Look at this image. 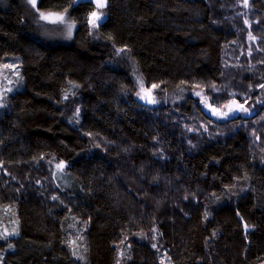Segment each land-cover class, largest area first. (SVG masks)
Returning <instances> with one entry per match:
<instances>
[{
  "label": "trees",
  "instance_id": "trees-1",
  "mask_svg": "<svg viewBox=\"0 0 264 264\" xmlns=\"http://www.w3.org/2000/svg\"><path fill=\"white\" fill-rule=\"evenodd\" d=\"M234 1L106 0L93 27L91 0H38L76 26L68 45L50 46L21 0H0V64L17 56L21 77L0 113V209L14 207L19 235L1 264H161L160 254L168 264H264V105L190 133L210 123L198 102L140 104L120 61L146 87L202 90L212 109L248 99L264 85V20L251 28L260 79L226 69L225 52L248 32ZM51 162L71 186L55 181Z\"/></svg>",
  "mask_w": 264,
  "mask_h": 264
},
{
  "label": "rangeland",
  "instance_id": "rangeland-1",
  "mask_svg": "<svg viewBox=\"0 0 264 264\" xmlns=\"http://www.w3.org/2000/svg\"><path fill=\"white\" fill-rule=\"evenodd\" d=\"M21 1L24 4L25 9L27 10L26 17L31 26L32 32L35 33L40 40L44 41L50 46L68 45L71 42L76 26L75 23L70 19L68 13H53L63 14L65 16V23H52L40 18L39 13L41 11L37 8V4L36 7L33 8L32 5L28 3V0ZM91 1L94 2V0ZM260 5L261 0H247V3H245V0H235L232 3V8L230 11L234 12V18L240 19L244 30L248 32L246 34L244 43L238 42L237 44L232 45V47L225 52L224 57L226 58V69H229L230 66L236 67L237 69L240 68L244 70L245 74L251 76V69L253 68L252 60L255 59L254 56L256 54L262 52L261 46L259 44V40L261 41V39L251 33L252 26H258L259 24L261 25V19L264 20V14L257 13V9L260 7ZM96 12L101 16V19L97 21L98 24L104 19L103 8L97 9ZM44 13L48 14L46 12ZM68 22L74 24L71 36H69L67 32L66 24ZM120 61L126 64V67L129 69L130 77L132 78L134 86L133 96L135 100L140 104L150 107L164 105L179 107L183 103V101L187 100V98L194 99L198 102L202 111L207 116H209L210 123L200 122L199 124H197L198 128L195 131L192 128H189L190 133L200 132L201 134H207V132L209 133V129L211 130L212 128H214V131H216L217 128H220V123H226L228 121H231L232 119H235L236 117H250L254 112L258 111L259 108L264 105V85H261L258 86L260 87V90L256 86L257 88L255 87V89L251 91L252 94H249L248 99H246L247 101L245 99L241 101L234 99L228 102V104L226 105H229L232 111H229L228 107L223 106L220 110H217L216 113H214L213 109L209 105L207 97L202 90L185 88L173 94L170 92L162 91L157 86L146 87L136 69L132 66L128 59L126 57H121ZM243 63H245V65ZM6 65L8 67H5ZM258 65L261 66V63L258 62ZM256 75L258 74L256 73ZM256 75L255 77H251L260 79L261 76L256 77ZM141 84H143V90L141 88ZM19 91H21L19 58L17 56H9L3 63L0 64V113L9 108L10 97ZM197 93H199V95H197ZM149 99H151L153 102L149 103ZM233 101H235L236 103H233ZM238 104H242L243 108L247 109V111L240 110L237 107ZM225 112L228 113L227 116L222 115V113ZM80 120V112L78 111L69 121V124L72 127H77L80 123ZM240 125L243 126L246 124H239L237 125V127H239ZM232 128L233 127L231 126V129ZM59 164L60 163H50L52 176L57 183L60 182L62 184H68V186H71V182L66 176L67 174L61 172V168L58 169L57 165ZM13 210V206H7L0 209V264L4 254L8 251H12V244L9 243L10 239H16L19 236ZM71 233L72 234L70 237L69 245L71 246V249L74 253H79L80 245L82 244L80 229L73 227ZM127 251L128 245L123 244L121 247H119V262H121L122 259L126 257ZM159 260L161 264H168V259L164 254H160Z\"/></svg>",
  "mask_w": 264,
  "mask_h": 264
},
{
  "label": "snow or ice",
  "instance_id": "snow-or-ice-1",
  "mask_svg": "<svg viewBox=\"0 0 264 264\" xmlns=\"http://www.w3.org/2000/svg\"><path fill=\"white\" fill-rule=\"evenodd\" d=\"M73 2H75V0H73ZM95 4H96V7L98 9L100 8H103L105 6V2L106 0H94ZM28 3H30L32 5L33 8L36 7V4H37V0H28ZM245 3H247V0H245ZM40 15V18L43 19V20H46V21H50L52 23H65V16L63 14H53V13H48V14H45L44 12H40L39 13ZM101 19V16L96 12V11H93L90 15V18L88 20V22L93 26V27H96L97 26V21H99ZM66 27H67V32H68V35L71 36V33H72V29L74 27V24L71 23V22H68L66 24ZM5 67H8L7 65ZM155 87V86H153ZM141 88L143 90V84H141ZM197 95H199V93H197ZM143 98V97H142ZM149 103L153 102L151 99L148 100ZM233 103H236L235 101H233ZM225 107H228L229 108V111H232L231 107L229 105H225ZM237 107L240 109V110H243V111H247V109H244L243 108V105L242 104H238ZM79 110H77L78 112ZM216 109H213V112L216 113ZM222 115L224 116H227L228 113H222ZM58 168H62L63 165L62 164H59L57 165ZM55 198V197H54Z\"/></svg>",
  "mask_w": 264,
  "mask_h": 264
},
{
  "label": "water",
  "instance_id": "water-1",
  "mask_svg": "<svg viewBox=\"0 0 264 264\" xmlns=\"http://www.w3.org/2000/svg\"><path fill=\"white\" fill-rule=\"evenodd\" d=\"M149 104V103H148Z\"/></svg>",
  "mask_w": 264,
  "mask_h": 264
}]
</instances>
